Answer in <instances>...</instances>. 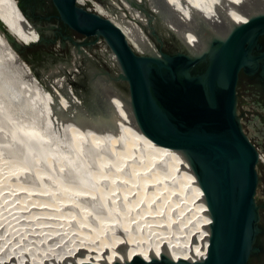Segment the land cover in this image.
<instances>
[{
  "label": "bare ground",
  "instance_id": "obj_1",
  "mask_svg": "<svg viewBox=\"0 0 264 264\" xmlns=\"http://www.w3.org/2000/svg\"><path fill=\"white\" fill-rule=\"evenodd\" d=\"M75 1L79 6L90 5L91 9L89 10L108 18L119 27L126 36L129 45L138 54L154 56H158V49L151 39L145 35L143 28H139L136 25L137 23L135 24L132 21V18L140 20L144 26L150 24L153 18L147 17V12L152 13L161 20L168 30L175 32L186 53L195 57V51L203 44H210L213 39L224 40L234 26L242 24L254 16L264 14V0H258L255 4H249V6L247 5L249 0H247L244 3V7L234 6L233 0H121L123 7L127 8L132 17L125 20L123 18L125 16L119 13L116 6L114 8L112 5L115 2L114 0H110L109 7H104L95 0ZM213 2L216 4L214 7L217 15H213V11L209 10L212 8H208V6L211 7ZM0 19L23 44H30L39 40L38 31L21 14L16 0H0ZM191 21H194V23ZM94 36L101 37L97 34H94ZM107 48H109L111 67L118 71V78L123 79V71L117 57L108 45ZM78 54L79 52L73 51L76 59ZM84 72H86V82H89L88 88L92 86L91 88L102 89V92H104L103 97H105L107 95H105L107 93V84L104 79L106 78L99 75L98 72ZM22 79L26 81L27 79H33L29 66L8 45L0 32V107L4 108L2 103L5 102L11 108V111L8 110L7 113H19L26 116L30 123H33L28 127L30 132H40L43 135L53 133V129L47 121L49 118L46 104L42 101L44 105L38 108V105L30 99L31 96L27 97L29 92L27 88L24 87L28 93L22 87ZM54 79H59L58 81L56 80V85L60 87L61 79L64 78L59 75V77ZM59 91L56 90V94L61 97L62 94ZM110 98L116 106L115 112L119 111V102L116 96L112 94ZM107 99L109 100V97ZM74 102L78 103L76 100ZM65 104L62 99L60 106L66 108ZM82 106L79 109L81 112H83ZM84 111L86 110L84 109ZM39 112L43 114L44 119L40 120ZM85 121L86 119L81 120L79 117H72L68 123L64 124L67 146L77 155L80 152L77 144L80 140L79 132L86 135L84 140L87 137L88 140L86 139L87 141L85 142L88 146L99 144L103 141L101 139L103 135L101 129L110 124L108 119H103L102 123L96 121L90 123V121H87L89 124H84ZM0 124H2V121ZM118 127L119 129L116 127L117 130H115V127L113 129L115 132L118 131L119 137H122L121 144L119 145L118 141V144L116 143L117 145H115L112 141L118 136H113L114 134L109 133L112 135L111 137L108 136L109 150L99 149L95 155L96 165L86 168L90 181L96 180L98 183L95 193L99 196V203L96 207L99 213H95L96 210L92 212L89 207L92 215H89V217L84 215V210L88 208H84L86 204H80V199L85 200L92 196L88 186H85L88 187L86 188L88 191L84 187L83 191V189H75L76 185L71 184L68 185V189H70L68 190L64 189V186L61 187L62 184L60 183L63 182L61 181L54 191L44 192L42 187L44 182L42 181L43 173L41 174L39 170L31 169L34 172L30 173V175L36 185L23 186L26 191L20 197L27 195H25V200L22 199L23 202L20 200L19 203L22 204L19 210H23V214L19 215V210L15 211L17 218L26 217L25 215L28 213L29 215L24 220H21L29 226L31 225L32 227L30 226V228L34 229L39 226L37 216H41L38 215V212L41 211L49 219H54L53 216L56 217L55 219L59 222L62 219L64 220V217L69 216L70 212H67V208L77 206L79 211H77L76 215L81 216L72 215L73 217L70 216V220L66 218L68 224L70 223L72 226L68 233L63 232V229H57L59 227L58 225V227L56 226L57 223L54 225L50 223L46 228L37 231V236L33 235V229L26 231L32 234L31 240L25 241L27 245L24 246L25 248L22 246L18 249L14 248L16 252L18 251L17 253L15 251L9 252L10 255L13 254L12 256H4V259H6L5 257L10 258V261L8 259L7 262H12L11 264H67L68 259H70L75 264H78V261L102 264L104 262L114 263V261L118 262L119 260L125 261L133 254L143 260L146 258L155 259L158 255L166 256L170 260H190L201 258L206 254L210 236V215L203 193L183 151L155 140L141 128L137 129L129 121L121 122ZM111 132L114 133V131ZM105 134L107 135L108 133L106 132ZM0 138L5 140V137L3 138V135L1 137V134ZM8 142L10 144L8 150L10 152L16 151L17 148L13 146L10 138ZM19 150L18 148L16 152L18 153ZM90 150H92V146ZM157 157L158 161L153 163ZM161 162L164 167H160L159 163ZM5 166L7 167L8 165L0 160V170L6 168ZM16 166L27 175L30 172L27 170L28 166L24 168L16 164L4 170L10 172ZM171 166H174L172 170ZM168 169L169 171L166 172ZM86 172L83 174H86ZM174 177L177 180L175 183L172 181L174 183V186H172L169 180ZM143 182H146L148 188L143 185L142 189L139 190L138 185ZM156 182L157 189L151 192L149 188H152ZM7 186L8 184H6ZM182 186L183 188L185 186V191L181 190ZM144 187L148 190L145 188L146 190L144 191ZM22 188L19 190L20 193ZM177 189L178 192L176 191ZM19 194L17 195L19 196ZM177 196L180 197L178 198ZM38 197L39 199L41 197L42 201ZM45 197L48 200H43ZM11 201L7 200L6 205L8 204V207L11 205ZM23 203L26 204H24L25 207ZM6 205L5 208L7 209L3 211V208L0 209L1 214L5 210H9ZM44 205H49L50 208L46 209L47 207ZM30 206L38 208L37 211L29 213L26 209ZM44 207L45 209H43ZM187 208L188 211L183 214ZM75 212L76 210L74 214ZM59 214L60 216L61 214L64 215L63 218H59L61 220L57 218ZM99 224H102L100 228L97 227ZM62 226L64 227V225ZM34 234H36V231H34ZM19 242L18 246L23 244V242ZM28 244L37 247L34 250L36 254L32 256L29 253L26 254V248H32ZM38 249H42L44 253H37ZM7 262L6 264H9Z\"/></svg>",
  "mask_w": 264,
  "mask_h": 264
},
{
  "label": "water",
  "instance_id": "obj_2",
  "mask_svg": "<svg viewBox=\"0 0 264 264\" xmlns=\"http://www.w3.org/2000/svg\"><path fill=\"white\" fill-rule=\"evenodd\" d=\"M16 1L21 14L39 33L34 43L57 45V35L68 38L75 48L95 42L63 36L53 24L47 30L33 24L23 0ZM51 3L56 15L45 19L55 18L86 37L97 34L104 38L123 71L138 125L155 140L183 151L210 215L208 248L201 258L170 260L158 255L143 260L133 254L125 261L102 264H248L258 250L254 242L261 232L264 125L255 113L250 115L246 94V102L240 100L242 107L237 108V81L239 71L252 75L260 68L264 75V52L256 53L261 49L259 38L264 36V14L234 26L224 40L203 44L195 57L182 46V51L158 50L154 56L138 54L119 27L75 0ZM0 32L25 61L19 48L30 44H23L1 19ZM50 32L52 36L46 38ZM67 264L75 263L68 259Z\"/></svg>",
  "mask_w": 264,
  "mask_h": 264
},
{
  "label": "rangeland",
  "instance_id": "obj_3",
  "mask_svg": "<svg viewBox=\"0 0 264 264\" xmlns=\"http://www.w3.org/2000/svg\"><path fill=\"white\" fill-rule=\"evenodd\" d=\"M95 1L103 5L104 7L105 6L109 7L111 3L110 0H95ZM114 1L115 2L112 3V5L114 6V8L116 6V9L119 10V13L125 16L123 18H125V20L131 19L132 18L131 14L129 13L127 8L123 7L124 5L121 2V0H114ZM246 1L247 0H233L234 6L236 7H242V6L244 7L245 6L244 3H246ZM256 1L258 0H249L247 5L249 6V4H255ZM23 4H24V8L27 11V14L31 17L33 24L38 25L45 30L48 29L47 26L49 24H53L56 26L55 29L60 31L63 36L69 35L75 40L84 41V42L95 40V42H93L92 44H87V43L80 44L78 47L75 48L68 38L57 35L56 38L59 41V44L57 45L45 44V43L41 44V43L33 42V44L30 43L29 46L19 48L21 52L20 54L23 56L24 60L26 61L25 63L29 66V70L33 77V79H29V80L27 79V81L25 79H22L21 82L22 87L27 88L29 93L24 88V90L28 93L27 97L31 96L30 99L33 100L32 101L33 103L35 102L38 105L37 106L38 108L39 107L41 108V105H44L42 101L46 104L48 118H49V120L47 121L50 127L53 129L52 130L53 133H50L49 135H43V133L40 132H30L28 130V127L31 126L33 123L32 122L30 123L29 119L26 116H23L19 113H13V114L7 113L8 110L11 111V108L9 107V105L5 104V102L2 103L4 104V108L0 107L1 110L0 122L2 121V124H0L1 125L0 134L1 137L2 135L3 138L5 137L4 138L5 140L0 138V160L4 161V163L8 165L7 167L14 164L24 168L28 166L27 170L30 172L27 175L24 172H22V170H19L17 166L14 167L10 172L5 171L8 169L6 166H5L6 168L0 170V182H1L0 209L3 208L2 211L4 209H7L5 208L7 200L10 201L13 200L10 203L11 205L9 204L10 205L9 207L7 206L8 204L6 205L9 208V210H5L4 211L5 213L4 212L2 214L0 213V254H1L0 264H6L8 259L10 261L9 257H5L6 259H4V256L13 255V254L10 255L9 252L12 253L13 251H15V253H17L18 251L16 252L15 249H18L21 246L22 247L27 246L25 241L31 240L32 234L26 231L28 230L31 231L33 228H30L31 225L29 226L27 223H24L22 221L29 214L27 213V215H25L26 217L21 216V218H17L15 213L16 210L18 211L22 207V204H19L20 200L21 201L22 199L25 200L26 198L25 195H27L25 194L23 195L24 197L23 196L20 197V195L24 194L25 193L24 191H26L24 190L25 188L23 186L36 185L34 184L35 182L33 181V177L30 175V173L32 174V172H34L31 169H35V171L39 170L41 174L43 173L42 181L44 182L42 183V187L44 189V192L50 190L54 191L55 189H57L56 187L59 186L58 184L61 181H63L60 183L62 184L61 187L64 186L65 187L64 189H68V185L71 184L72 185L75 184L76 185L75 189L78 190H82L84 187L85 190L88 191V189L86 188L89 187V192H92L94 194L91 193L92 196L89 197L88 199L85 200L80 199V204H86L84 208H88L84 210L85 214L84 213L83 214L85 216L88 215L89 217V215H92V213L90 212L91 210L92 212L93 210L94 211L96 210L95 213H99L96 208L99 203L98 200L99 196L96 195L95 193V190H97L98 183L96 180L93 182L90 181L89 178L90 176L87 174L86 168L94 167L96 165L95 155L96 152L99 151V149L102 150L105 149L107 151L109 150L108 136L111 137L113 134H114L113 136H118V138H114L112 142L115 145H117L119 141V145L121 144L122 137H119L118 131L115 132V130H117L116 127L119 129L118 125L121 124V122L123 123L125 121H129L137 129L140 128V126L138 125L135 119L133 110L130 106V95L128 93L127 82H125L122 78H118L117 75L118 71H116V69L111 67L110 53L108 51L109 48H107L106 41L103 39V37H96L94 35L86 37L84 34L77 33L69 29L68 27H65L59 20L55 18H51L49 20L45 19L46 16L56 15V11L51 3V0H23ZM215 5L216 4H214L213 2L211 3V7L208 6V8H212L209 10L213 11L212 12L213 15L217 13L215 11V7H214ZM85 7L91 9L90 5H86ZM143 14L145 15L144 12ZM146 15L147 17H153L151 23L148 25L143 26V23L137 19L132 18V21L135 22V24L137 23L136 25L139 28L141 29L143 28L142 30L145 33V35H147V37L151 39V41L154 43V45L158 50H161L166 53H175L177 51H182L184 49L183 45L178 40V37L177 35H175L174 31L172 30L170 31V29L168 30V28L164 26L161 20L158 19V17H155L152 13L150 14L147 12ZM191 22L194 23V21ZM50 36H52L51 32L48 35H45L46 38ZM176 39L179 41L181 45L178 43ZM181 46L183 47V49ZM73 51L79 52L77 59L73 55ZM84 71H92L93 73L98 72L99 75L106 78L104 79V82L107 84L106 87L107 93H105V95L106 94L107 95L105 97H103L104 92H102V89L100 90L99 88H94V87L91 89H87L88 88L87 85L89 82H86L87 77L85 75L86 72ZM59 75L63 76L64 78L61 79L60 87L56 85V80L58 81L59 79H54L55 77H59ZM56 90L57 91L60 90L59 92H61L62 94L61 97H59L56 94ZM112 94L116 96L119 102V109H118L119 111L116 112H115L116 106L115 104L112 103L110 98ZM108 97L109 100L107 99ZM62 99L66 103L65 104L66 108H62L60 106ZM74 100H76L78 103H75ZM110 105L113 106L111 107ZM81 106L83 112L79 111ZM84 109L86 111H84ZM75 112H77V114H75ZM72 117L73 118L79 117L81 120L86 119L84 124H89L88 123L89 121L90 123H92L93 121L101 122L103 121V119L105 120L108 119V121L110 120V124H108L109 122L107 121L108 122L107 124L109 126L106 125L105 128L101 129L103 133L101 139L103 141H101L99 144H92L91 145L92 150H90L91 146H88L85 142L88 140L87 137H85L87 140L86 139L84 140V136L86 135H83L81 132L78 131L80 140L77 142V144L80 148L79 149L80 156L79 153L77 155L75 152L70 150L66 143L67 136H66L64 124L68 123L69 120L72 119ZM106 117L108 118L106 119ZM42 119H44V117L43 114L40 113V120ZM113 127H115V130L113 129ZM109 129L111 131H114V133L111 132ZM105 131L108 133L107 135L105 134L106 133ZM109 133H112V135H110ZM9 138L12 141L13 146L16 147L17 149L18 148L20 149L18 153L16 152L17 149L16 151L13 150L11 152L8 150L10 145L8 142ZM94 151L95 153H93ZM158 157L155 158L156 161L153 163H156L158 161ZM159 165L160 167L162 166L164 167V164L162 162L159 163ZM170 168L172 170L174 166H171ZM168 171L169 169L166 172ZM85 172L86 174H83ZM176 180H177L176 177H174L172 178V180H169V182L172 184V186H174L173 184L176 182ZM172 181L174 183H172ZM4 183L8 184L7 186L8 188ZM3 184L6 188L2 186ZM143 185L146 186V182L140 183L138 185L139 190L142 189ZM146 187L148 188V186ZM146 187H144L143 189L144 191L147 189ZM21 188L23 191L21 190L20 193L19 190ZM184 188L182 186L181 190L183 189V191H185ZM149 189L151 192L157 189V182L154 183L152 188ZM18 191L20 194L18 193ZM176 191L178 192V189ZM17 194H19V196ZM45 198H43V200H48L47 197ZM39 200L42 201V198L40 197ZM24 204L25 203H23V205ZM45 207H47L46 209L50 208L49 205H46ZM45 207L43 209H45ZM89 207L91 210H89ZM77 208H78L77 206L76 207L71 206L67 208L68 210L67 212H70L68 217H64V215L62 214L60 216L59 214L57 215V218L59 219L64 217L65 218L64 220H66V218L70 220L71 218L70 216L76 215L78 213L77 211L79 210ZM37 209L36 207L34 208V206H30L26 210L29 213L30 212L32 213L34 211H37ZM26 210L24 211L27 212ZM75 210L76 212L74 214ZM184 211L185 212H183V214H185L186 211H188V208ZM21 213L23 214V210L22 211L19 210L18 214L20 215ZM42 214H43L42 211L38 212V215H41V216H37V220L39 221L38 222L39 226H37L32 230L33 235L37 236V231H41L42 228H46L47 226H49L50 223H52V225L57 223L56 226L57 225L59 226V227L57 226L58 227L57 229L59 228L63 229V232H67V233L70 232L72 226L70 223L68 224L67 220L64 221L63 219L62 220L59 219L61 221L58 222V220L55 219L56 217L53 216L54 219L50 218L51 219L50 220L48 216ZM80 216L76 215V217H80ZM42 224H45L46 226ZM62 225H64V227ZM101 226L102 224H99L97 227L100 228ZM34 231H36V234H34ZM19 241L23 242V244L18 246V243H20ZM5 244L7 247L6 246L4 247ZM30 246L32 248L31 249L30 247L29 249L26 248V252H27L26 254L29 253L32 256L33 254H36L34 250L37 247H33L32 245ZM41 252L44 253L42 249L37 250V253H41ZM7 263L11 264L12 262H7Z\"/></svg>",
  "mask_w": 264,
  "mask_h": 264
},
{
  "label": "flooded vegetation",
  "instance_id": "obj_4",
  "mask_svg": "<svg viewBox=\"0 0 264 264\" xmlns=\"http://www.w3.org/2000/svg\"><path fill=\"white\" fill-rule=\"evenodd\" d=\"M259 43L261 44V49L256 53L264 52V36L259 38ZM260 71L261 69L259 68V70L252 75H247L239 71L237 81V108L242 107L243 101L246 102L244 98V94H246L249 98L247 103L251 106L250 115L253 116V113H255L256 117L258 116L264 125V75H262ZM240 100L242 104H240ZM253 143L256 146L254 139ZM260 205L259 227L261 232L257 236V241L254 242L258 250L249 257L248 264H264V199L261 201Z\"/></svg>",
  "mask_w": 264,
  "mask_h": 264
}]
</instances>
